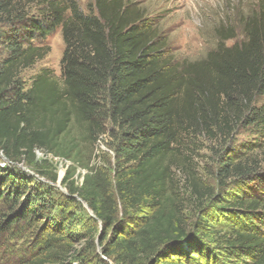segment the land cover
Returning a JSON list of instances; mask_svg holds the SVG:
<instances>
[{"label":"trees","instance_id":"1","mask_svg":"<svg viewBox=\"0 0 264 264\" xmlns=\"http://www.w3.org/2000/svg\"><path fill=\"white\" fill-rule=\"evenodd\" d=\"M92 1L84 13L76 0H0V246L20 237L31 249L17 261L1 253L0 264H264V198L222 199L192 156L199 138L220 145L244 125L264 130V2L239 41L226 45L237 37L227 28L203 58L174 61L129 0ZM57 28L61 77L43 69L25 87L21 72L49 52L33 41ZM102 135L110 171L91 164ZM36 151L69 164L66 193L51 186L54 173L37 172L43 184L12 169L37 166ZM261 164L245 150L223 155L220 190L260 184ZM189 202L205 231L190 224Z\"/></svg>","mask_w":264,"mask_h":264},{"label":"rangeland","instance_id":"2","mask_svg":"<svg viewBox=\"0 0 264 264\" xmlns=\"http://www.w3.org/2000/svg\"><path fill=\"white\" fill-rule=\"evenodd\" d=\"M126 1V0H125ZM128 1V0H127ZM133 5L140 9L147 20L154 25L157 35L163 41V51L170 56L174 61L181 60H199L203 58L210 50L216 47L219 39L224 34V29L234 28V33L237 36L233 40L226 42L227 46H231L240 40L241 22L245 20L254 10L258 9L260 2L264 0H129ZM76 3L81 11L88 13L93 6L92 0H76ZM221 31V33H220ZM35 45L49 47L48 54L37 61L30 69L21 72L20 79L25 87H29L32 78L39 74L41 70L46 69L52 75L59 79L61 77L60 61L64 52V44L61 38L60 29L57 28L53 33L48 35L43 42L33 41ZM5 52L0 45V58H4ZM258 128L249 125L239 127L233 133L230 141L220 143V145L205 141L203 138L195 140L193 144V162L197 167L199 177L208 186L217 189L218 194H221L222 199L231 200L235 196H239V192L247 196L256 198H264V130L257 131ZM106 131H110L109 126ZM110 139L106 135H102L97 143L95 157L91 164H105L108 171L111 169L113 161V151L109 148ZM222 148V150H221ZM246 151V154L257 155L262 161L260 184L256 185L254 179L248 181H239L230 183L220 190L218 182L215 179V169L217 161L227 153H238ZM222 151V152H221ZM5 157L0 153V165L7 164ZM47 160L44 164L43 160ZM37 166H29L25 161L17 165H12V169L22 173H29V178H35L43 184L51 182L45 176H39L37 172L46 174H56L58 180L55 184H51L59 193H66V188L62 184V180L66 173L65 165H69L62 160L52 159L50 156L45 157L43 153L36 151ZM80 172V171H78ZM82 174L84 172H81ZM248 184V186L246 185ZM241 187L245 190H240ZM208 204V203H207ZM206 204V205H207ZM85 205V204H83ZM188 203L187 215L191 219L190 224H197L196 231H205L203 224L199 223L200 214L196 211V205ZM207 212L217 210L211 204L207 205ZM87 207V206H86ZM84 208L89 211L88 208ZM195 210V211H194ZM194 211V212H193ZM227 212V211H224ZM89 213V212H88ZM194 213V214H192ZM210 220H218L221 223L222 218L210 212L208 215ZM215 217V219H214ZM260 229L264 232V212L257 214ZM200 224V225H198ZM192 231V230H190ZM195 231V230H193ZM195 234V232L193 233ZM27 239V238H26ZM26 239L16 237L10 240L3 241L0 246V254L4 253L10 256V260L17 261L26 252L28 255L31 252L29 246L24 242ZM80 248L83 242H80ZM211 248L217 254L224 255V250L217 247L215 242H210ZM213 251V253H215ZM96 254L101 260L106 261L102 256L99 246H96ZM234 259H229V263H234ZM227 262V261H226ZM111 264V262H109Z\"/></svg>","mask_w":264,"mask_h":264},{"label":"water","instance_id":"3","mask_svg":"<svg viewBox=\"0 0 264 264\" xmlns=\"http://www.w3.org/2000/svg\"><path fill=\"white\" fill-rule=\"evenodd\" d=\"M84 206L86 207V205H84ZM86 208H87V207H86ZM88 212H89V214H90V215H92V213H91V211H90V210H89Z\"/></svg>","mask_w":264,"mask_h":264}]
</instances>
